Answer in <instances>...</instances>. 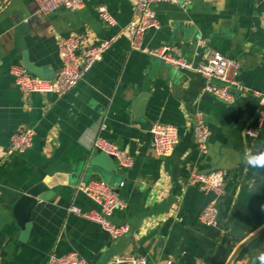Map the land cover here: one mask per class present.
I'll list each match as a JSON object with an SVG mask.
<instances>
[{"label":"crops","instance_id":"crops-1","mask_svg":"<svg viewBox=\"0 0 264 264\" xmlns=\"http://www.w3.org/2000/svg\"><path fill=\"white\" fill-rule=\"evenodd\" d=\"M137 0H86L82 8L37 14V0H0V261L46 264L52 254L77 251L86 264H116L127 254L146 264H227L237 246L264 226V166L246 156L264 152L258 129L262 101L236 94L224 102L205 90L194 69L177 68L143 50L132 49L128 26ZM115 18L108 24L97 7ZM161 26L146 31L143 47L174 45L196 63L206 47L237 61L235 78L264 93V0H191L187 7L154 5ZM87 33L111 47L68 93H23L10 73L21 64L34 76L53 80L60 68L59 41ZM198 41L202 44L199 45ZM141 98L144 99L140 105ZM201 111L210 136L205 152L195 142ZM156 123L176 125L180 141L167 155L152 146ZM32 127V148L8 154L13 132ZM258 129L257 136L249 131ZM102 135L134 160L121 167L94 150ZM193 168L222 171L226 195L219 222L200 214L212 196L188 184ZM107 180L125 206L110 216L130 229L112 238L97 222L68 210L99 206L78 189L81 182ZM46 181L47 191L19 221L15 207L30 187ZM252 246V245H250ZM259 242L237 264H264ZM126 264V263H117Z\"/></svg>","mask_w":264,"mask_h":264},{"label":"built area","instance_id":"built-area-1","mask_svg":"<svg viewBox=\"0 0 264 264\" xmlns=\"http://www.w3.org/2000/svg\"><path fill=\"white\" fill-rule=\"evenodd\" d=\"M37 14L46 15L60 8L77 10L82 8L86 0H37ZM159 2H169L187 7L191 0H137L134 6L132 19L128 26L130 44L132 49L143 50L153 57L177 68H190L199 72L206 80L205 90L218 99L232 103L237 93H249L258 96L261 109L258 118V129L264 126V93L251 90L235 78V70L239 63L220 51L206 47L202 52H196L200 60L194 63L184 57L174 45H160L154 48L143 47L144 35L149 29H159L161 26L154 5ZM99 14L110 25L115 24V18L105 4L97 7ZM113 40H100L93 42L87 33L74 34L59 41L58 50L61 59V68L53 80L43 79L31 74L21 64H13L10 73L15 83L23 93H56L63 96L72 90L99 61L103 54L111 47ZM201 45L202 42L198 41ZM258 129H251V136L258 135ZM152 146L160 155L170 154L180 141L179 129L176 125L156 123L151 128ZM36 131L32 127H25L13 132L10 136L8 154L24 152L33 147ZM210 131L204 121L201 111L195 115L194 137L197 147L205 152L209 141ZM94 150L111 154L117 157L121 167L133 164V158L116 143L102 135L97 136L93 142ZM188 184L200 190L211 192L212 196L200 214V220L209 226H216L219 222L220 203L226 195V180L222 171L200 172L193 168L187 178ZM78 189L91 198L99 209L83 211L76 205L69 206L68 210L89 220L97 222L112 238L123 236L130 229L128 223L115 224L110 216L115 210L125 206L124 200L115 188L104 179H93L81 182ZM114 263L146 264L147 258L141 255L127 254L114 259ZM0 264H3L0 261ZM46 264H86L85 259L77 252L70 251L58 256L52 254ZM195 264H207L199 258Z\"/></svg>","mask_w":264,"mask_h":264},{"label":"water","instance_id":"water-1","mask_svg":"<svg viewBox=\"0 0 264 264\" xmlns=\"http://www.w3.org/2000/svg\"><path fill=\"white\" fill-rule=\"evenodd\" d=\"M143 100L144 99L141 98L140 105L142 104ZM106 155H108L109 157L116 160V162H118V159L116 156L111 155V154H106ZM47 189H48V185L46 181H43V182L33 185L24 194L20 196L16 204L15 211L18 214L20 213V210L23 209V207H25L23 209V214L20 213L18 217L22 226H24L23 221L26 219V216L29 215L32 208L37 204L38 199L44 194L45 191H47ZM263 234H264V226H262L255 233H253L252 235L247 237L245 240H243L234 250L227 264H235L239 256L246 250V248H248L250 245L256 246L258 244L259 238Z\"/></svg>","mask_w":264,"mask_h":264},{"label":"clouds","instance_id":"clouds-1","mask_svg":"<svg viewBox=\"0 0 264 264\" xmlns=\"http://www.w3.org/2000/svg\"><path fill=\"white\" fill-rule=\"evenodd\" d=\"M246 162L258 167L264 166V152H261L254 156H246Z\"/></svg>","mask_w":264,"mask_h":264},{"label":"trees","instance_id":"trees-1","mask_svg":"<svg viewBox=\"0 0 264 264\" xmlns=\"http://www.w3.org/2000/svg\"><path fill=\"white\" fill-rule=\"evenodd\" d=\"M252 246H249L248 248H246V250L239 256L238 260L243 259L244 255L251 249ZM259 247H261L262 249V253L264 254V234L259 238ZM264 260V258H263ZM237 261L235 264H237Z\"/></svg>","mask_w":264,"mask_h":264}]
</instances>
